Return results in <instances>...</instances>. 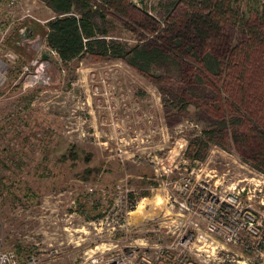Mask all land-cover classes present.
I'll return each mask as SVG.
<instances>
[{"label": "rangeland", "instance_id": "rangeland-1", "mask_svg": "<svg viewBox=\"0 0 264 264\" xmlns=\"http://www.w3.org/2000/svg\"><path fill=\"white\" fill-rule=\"evenodd\" d=\"M131 2L126 15L102 6L104 15L95 16L110 37L130 47L155 38L153 28H163L172 7L171 0ZM182 7L172 8V15L182 14ZM51 16L42 0H0V249L40 242L42 250H31L39 254L49 242H70V257L51 264H70L78 248L101 249L103 242L124 249L146 235L137 230L155 216L141 225L132 212L141 203L150 211L151 201L166 207L161 195L182 177L195 180L201 168L256 215L260 234L244 240L251 250L220 245L202 254L184 251L179 260L238 264L243 259L236 253H242L264 264V172L232 140L225 147L212 144L201 159L185 154L189 140L208 127L216 104L212 85L225 82L200 83L201 67L188 56L179 60L181 68L158 65L146 75L121 58L86 54L64 63L46 40L40 52L18 46L24 20ZM43 27L31 29L45 39ZM9 50L15 59L6 56ZM40 56L49 60L51 76L25 87L24 70ZM178 92L188 98L186 107L175 98ZM148 237L166 246L174 241L166 228Z\"/></svg>", "mask_w": 264, "mask_h": 264}, {"label": "trees", "instance_id": "trees-1", "mask_svg": "<svg viewBox=\"0 0 264 264\" xmlns=\"http://www.w3.org/2000/svg\"><path fill=\"white\" fill-rule=\"evenodd\" d=\"M42 1L55 13L43 27L46 43L64 63L86 54L121 58L148 75L158 65L181 68L179 60L188 56L201 67L200 83L225 82L212 85L216 104L208 127L189 140L185 154L201 159L212 144L232 140L264 172V0H171L166 24L152 30L156 37L131 47L95 21L102 6L126 15L131 0ZM179 5L182 14L173 16ZM175 98L189 103L179 92Z\"/></svg>", "mask_w": 264, "mask_h": 264}, {"label": "built area", "instance_id": "built-area-1", "mask_svg": "<svg viewBox=\"0 0 264 264\" xmlns=\"http://www.w3.org/2000/svg\"><path fill=\"white\" fill-rule=\"evenodd\" d=\"M19 30V44L27 50L40 52L44 47V37L40 33L29 34L27 25ZM41 38L44 39L42 44ZM48 49L57 55L56 51L49 47ZM6 56L15 59L16 54L9 50ZM39 58L34 67L26 66L24 70L25 87L36 86L51 76L49 60L41 56ZM4 74L5 72L2 76ZM204 170L199 169L195 180L191 176L180 178L176 181L174 190L161 195L167 199L164 208L160 207V202H155L161 208V217L153 216L146 222L143 230H137L146 235L138 236L124 249L119 247L118 242L111 243L110 246L103 242V248L98 249L99 246L96 245L95 248L83 252L78 248L70 264H193L191 261L183 263L179 260L184 251L202 254L210 248H219L220 245L224 250L240 244L244 246V250H251L250 244L244 240L247 237L256 238L260 234L256 215L241 205L242 200L234 192L220 188L221 184L217 180L212 183L213 177L204 173ZM203 173L204 177H200ZM131 207L135 208L134 205ZM162 228H166L167 234L174 236V241L169 246L161 240L152 242L148 237L160 233ZM241 230L246 231L245 237L241 236ZM39 244L40 242L31 246L21 245L22 254L16 249H0V264H51L58 258L70 257V252L66 249L70 242L66 244L62 241L58 246L49 242L43 253L31 252L35 247L42 250ZM77 245H81V242ZM172 248L177 252L171 250ZM236 255L243 259V263L238 264H252V260L244 257L242 253Z\"/></svg>", "mask_w": 264, "mask_h": 264}, {"label": "bare ground", "instance_id": "bare-ground-1", "mask_svg": "<svg viewBox=\"0 0 264 264\" xmlns=\"http://www.w3.org/2000/svg\"><path fill=\"white\" fill-rule=\"evenodd\" d=\"M151 204L152 207L150 208V211H147L145 210V205L141 203V205L138 206L137 210L132 212V221H135L136 223L142 225L148 218H151L153 215H157L160 207L156 203H154V201H151Z\"/></svg>", "mask_w": 264, "mask_h": 264}, {"label": "crops", "instance_id": "crops-1", "mask_svg": "<svg viewBox=\"0 0 264 264\" xmlns=\"http://www.w3.org/2000/svg\"><path fill=\"white\" fill-rule=\"evenodd\" d=\"M48 7V6H47ZM48 8H50V7H48ZM50 10L52 11V16L51 17H49L46 21H41V20H33V19H31V18H29V19H27V20H24L23 21V25L25 24V25H27L28 27H29V30H30V28H36L38 25H40V23L42 24V25H44V27H46V23H47V21L50 19V18H52L53 16H54V11L50 8ZM37 21H38V23H37ZM30 32H33V30H30ZM35 32V31H34ZM19 34V33H18ZM18 34H17V36L15 37V40H17L18 39ZM12 40V39H11ZM15 40H12L13 42L15 41ZM17 44H18V42H17ZM18 46L21 48L22 46H20L19 44H18ZM24 48V47H23ZM58 55V54H57Z\"/></svg>", "mask_w": 264, "mask_h": 264}]
</instances>
